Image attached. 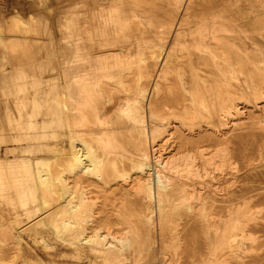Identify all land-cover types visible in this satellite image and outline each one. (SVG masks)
<instances>
[{"label": "rangeland", "instance_id": "rangeland-1", "mask_svg": "<svg viewBox=\"0 0 264 264\" xmlns=\"http://www.w3.org/2000/svg\"><path fill=\"white\" fill-rule=\"evenodd\" d=\"M145 1H135L139 11H143L141 9L144 6L154 10L159 8V12L162 11L160 15L170 20L162 27L166 34L158 33L153 19L145 22L127 18L121 22L117 12L112 11L116 17L113 19L112 12L108 10V0H0V264H264V99L260 96L257 99L252 98L250 93H236V87L229 85L231 98L223 104L220 88L226 89V86H223L220 80L222 75H214L210 66L203 61L205 59L202 60L199 56L195 38L189 37L188 41V37L180 33L186 23L179 25L171 22V15L168 14L172 4L168 3V0ZM18 17L23 18V22H19ZM162 45L166 46L168 54H172V60L168 68L165 67V73L160 74L158 82L152 87V77L148 75L165 55L161 49ZM190 61L194 63L195 69L190 67ZM210 62L211 59H208V65ZM229 76L230 80H234L232 73H229ZM165 77L170 80L167 79V82ZM200 77L210 79L207 82L197 80ZM225 77L227 76L223 75V78ZM105 92L112 96L118 93L119 103L116 101L114 106L120 111L126 109L124 117H115L117 110L114 108L107 118H99L97 107L105 103ZM145 92L151 94L155 105L161 100H167L172 106L177 104L175 100L182 94V100L185 99L190 105L194 103L195 108L192 107V110L186 112L183 108L184 100H181L177 104L180 107L178 111L167 110L165 118L157 122L159 120L150 119L142 109L146 106L149 95H145ZM120 97L126 100L130 98V102L123 105L118 100ZM143 114H146L145 119ZM153 120L167 128L178 125L179 130H185L182 135L193 138L192 142L199 144L200 149L191 150L195 144L190 143L187 146L190 150L176 152V143L180 140H174V146L166 149L161 156L163 163L156 160L153 169L151 164L147 165L148 161L141 157L136 145L131 142L132 136L139 135L136 128H142L145 124L147 126L148 123L150 136H158V125H152ZM224 136L228 137L227 144L224 142ZM79 139L84 140V143ZM221 140L224 143H221ZM81 142L90 156V169L86 171H80L81 165L71 166L69 162L71 153ZM90 142L92 143L89 144ZM211 147L212 150L208 151ZM96 150L98 152H95ZM187 151H193L195 154ZM230 151L234 156L232 159ZM39 160H50V163H38ZM64 160L68 162L64 163ZM153 172H157L160 178L153 177ZM77 175L81 181L75 186ZM208 188L213 191V201L207 203L208 207L206 206L202 214L195 215L194 206L201 202V197L199 199L195 195L196 191H207ZM102 189L106 190V193ZM116 191L118 194H115ZM155 191L157 194H154ZM177 192H181L180 195ZM99 195L103 198L98 197ZM202 199L206 203L208 196ZM73 205L82 207V214L72 216ZM135 207L139 208L138 211ZM230 207H235L236 210L233 212ZM65 209L68 212L62 214L61 211ZM224 217L232 221H226L227 230L231 232L233 229L229 228V223L243 225L249 221L247 225H250V230L234 229L238 230L240 236L243 233L246 237V241H239L238 247L237 244L224 246L223 239L218 237L220 235H215L227 231L221 227ZM100 221L109 222L112 225L111 230L95 231L93 226ZM246 234H250L249 239ZM92 236L94 241L83 240ZM240 236L234 237L238 240ZM233 239H228V243ZM77 245L81 246L85 253L84 261L80 263L75 255L66 257Z\"/></svg>", "mask_w": 264, "mask_h": 264}, {"label": "bare ground", "instance_id": "bare-ground-1", "mask_svg": "<svg viewBox=\"0 0 264 264\" xmlns=\"http://www.w3.org/2000/svg\"><path fill=\"white\" fill-rule=\"evenodd\" d=\"M23 1H25V0H23ZM27 1V0H26ZM30 1V0H29ZM135 1H138V0H108V7H109V9L108 10H110L111 12L113 11V12H117L116 13V15H117V17H119V20L122 22V21H125V19H137L138 21H143V20H145V22H146V20H149V21H151V19H153L154 21V23H155V26L157 27V31H158V33H163V34H166L167 32L165 31V30H163L162 29V27H164L167 23H169L170 22V20L169 19H167L166 17H164V16H161L160 14H161V12L162 11H160L159 12V8H158V10H154V9H149V8H145V6L143 7V9H141V10H143V11H139V9L137 8V2H135ZM140 1V0H139ZM145 1V0H144ZM143 2V1H142ZM141 2V3H142ZM146 2V1H145ZM144 2V3H145ZM150 2H151V0H150ZM154 2H156V1H154ZM162 2H164V1H162ZM139 3V2H138ZM144 3L142 4V5H144ZM149 3V2H148ZM147 3V4H148ZM168 3H170V4H172V7L170 8V13L168 14L170 17L169 18H171L172 19V21L171 22H175V23H173V24H179V25H182V23H183V25H184V23H186L185 24V26H184V29L180 32L181 34H183V35H186L187 37H188V41H189V37H193V39L195 38V40H196V42H197V48L199 49V56L202 58V60L203 59H205V60H203V61H206V65L207 66H210L209 68L211 69V72L214 74V75H218V74H221L222 76V79H220L221 80V82H222V85L223 86H226V89H221L220 88V90H222L221 91V93H222V98H221V101H222V103L223 104H225V102L228 100V98L230 99L231 97H229V95H230V90H229V88H228V86L229 85H232V87L233 86H235L236 87V93H239L240 92V94L241 93H243V94H246V93H250V94H252V98H258L259 96H260V98H263L264 99V0H168ZM174 3V4H173ZM152 4V3H151ZM155 4V3H154ZM103 5H105V4H103ZM162 5V4H161ZM140 6V5H139ZM149 6H152V5H149ZM142 7V6H141ZM140 7V8H141ZM104 8V7H103ZM152 8H154V7H152ZM166 8V7H165ZM99 9V8H98ZM101 9V8H100ZM99 9V10H100ZM160 9H162V8H160ZM118 11H120V12H118ZM113 12L111 13V16H112V18L113 19H115L116 17L113 15ZM168 13V12H167ZM119 14H120V16H119ZM155 14H158V16H155ZM17 18V17H16ZM18 19H19V22H23V18H21V17H18ZM115 21V20H114ZM118 22V21H117ZM129 22V21H128ZM170 25V24H169ZM181 27V26H180ZM175 29V28H174ZM172 30V29H171ZM173 32H175V31H173ZM169 33H171V32H169ZM146 34V33H145ZM176 34V33H175ZM136 35V34H135ZM174 35V34H173ZM179 35V34H178ZM112 39V38H111ZM191 39V38H190ZM186 42V41H185ZM191 42H192V40H191ZM190 42V43H191ZM179 43V42H178ZM122 44V43H121ZM124 45V44H123ZM196 45V44H195ZM121 46V45H120ZM192 46V45H191ZM181 47V46H180ZM188 47V46H187ZM186 47V48H187ZM193 47V46H192ZM130 48V47H129ZM196 48V47H195ZM121 49V48H120ZM161 49L164 51V56H162L161 57V60H160V62H158V63H156L154 66H153V71H152V73L151 72H148V73H151L150 75H148L149 77H152V82H151V86L153 87V86H155L156 85V83L158 82V80H159V76H160V74L161 73H163L164 71H165V67L167 66V68H168V65L170 64V62H171V57H170V55H172V54H168V52L169 51H167V48H166V46L165 45H162L161 46ZM181 49V48H180ZM184 50V49H183ZM193 50V49H192ZM195 51V50H194ZM198 51V50H197ZM115 52V51H114ZM196 52V51H195ZM162 54H163V52H162ZM188 54V53H187ZM193 54V53H192ZM191 54V55H192ZM194 54H196V53H194ZM103 55V54H102ZM176 55V54H175ZM190 55V54H189ZM197 55H198V53H197ZM197 55H196V58H197ZM177 56H179V55H177ZM182 58V57H181ZM192 58V57H191ZM190 58V59H191ZM199 58V57H198ZM79 59H80V57H79ZM143 59V58H142ZM180 59V58H179ZM183 59V58H182ZM208 59H211V62H210V64L208 65ZM145 60V59H144ZM199 60H201V59H199ZM198 60V61H199ZM148 61H149V59H148ZM187 61H189V59L187 60ZM115 62V61H114ZM173 62V61H172ZM195 62V61H194ZM180 63V62H179ZM178 63V64H179ZM184 63V62H183ZM197 63V62H196ZM188 64V63H187ZM92 65V64H91ZM181 65V64H180ZM192 66V69H195V68H193L194 67V63H192L191 61H190V67ZM196 66V65H195ZM89 67V66H88ZM179 67V66H178ZM68 68V67H67ZM151 68V67H150ZM189 68V67H188ZM202 68V67H201ZM171 69H172V67H171ZM197 69V68H196ZM199 69V68H198ZM75 70V69H74ZM130 70V69H129ZM150 70V69H149ZM168 70V69H167ZM178 70V69H177ZM181 70H182V68H181ZM190 70V69H189ZM66 71V70H65ZM70 71H71V69H70ZM141 71V70H140ZM187 71V70H186ZM202 71H204V70H202ZM180 72H182V71H180ZM195 71L193 70V73H194ZM64 73V72H63ZM111 73V72H110ZM165 73V72H164ZM179 73V72H178ZM189 73V72H188ZM229 73H232L233 74V76H234V80H230L231 78H230V76L228 77V74ZM61 74V73H60ZM72 74V73H71ZM82 74H84V73H82ZM117 74V73H116ZM167 74V73H166ZM165 74V75H166ZM169 74V73H168ZM175 74V73H174ZM183 74V73H182ZM201 74V73H200ZM75 75V74H74ZM134 75V74H133ZM139 75V74H138ZM141 75V74H140ZM143 75V74H142ZM141 75V76H142ZM144 75H145V73H144ZM163 75V74H162ZM180 75H181V73H180ZM192 75V74H191ZM223 75H226L227 77H225V78H223ZM73 76V75H72ZM85 76V75H84ZM147 76V77H148ZM185 76V75H184ZM206 76V75H205ZM211 76H213L212 74H211ZM78 77V76H77ZM82 77V76H81ZM118 77V76H117ZM136 77H138L137 75H136ZM164 77V76H163ZM181 77H182V75H181ZM191 77V76H190ZM60 78H61V75H60ZM84 78V77H83ZM88 78V77H87ZM110 78V77H109ZM112 78H114V77H112ZM144 78H145V76H144ZM166 78V77H165ZM185 78H186V76H185ZM193 78H195V77H193ZM73 79V78H72ZM76 79H78V78H76ZM85 79V78H84ZM138 79H140V78H138ZM151 79V78H150ZM167 79L168 78H166V81H167ZM177 79V78H176ZM186 79H188V78H186ZM205 78H201L200 77V79H197V80H201V81H208L210 78H208V79H205ZM61 80V79H60ZM65 80V79H64ZM168 80H170V79H168ZM180 80H182V79H180ZM192 80H194V79H192ZM212 80V79H211ZM74 81H75V79H74ZM78 81V80H77ZM76 81V82H77ZM85 81V80H84ZM83 81V82H84ZM124 81V80H123ZM174 80H172L171 82H173ZM191 81V80H190ZM195 81V80H194ZM193 81V82H194ZM216 81V80H215ZM71 82V81H70ZM73 82V81H72ZM79 82V81H78ZM82 82V81H81ZM86 82V81H85ZM129 82V81H128ZM160 82V81H159ZM168 82V81H167ZM177 82H179V81H177ZM184 82H186V81H184ZM192 82V83H193ZM196 82V81H195ZM216 82H218V81H216ZM61 83H62V81H61ZM161 83V82H160ZM164 83H165V81H164ZM174 83V82H173ZM187 83H188V81H187ZM186 83V84H187ZM201 83V82H200ZM78 84V83H77ZM88 84V83H87ZM86 84V85H87ZM144 84V83H143ZM146 84V83H145ZM163 84V83H162ZM212 84V83H211ZM94 85V84H93ZM149 85V84H148ZM168 85V84H167ZM173 85V84H172ZM171 85V86H172ZM177 85V84H176ZM188 85V84H187ZM186 85V86H187ZM196 85V84H195ZM201 85H202V83H201ZM81 86H82V84H81ZM80 86V87H81ZM142 86V85H141ZM150 86V85H149ZM161 86H163V85H161ZM169 86V85H168ZM173 86H175V85H173ZM178 86V85H177ZM180 86H183V85H180ZM180 86H179V88H180ZM202 86H204V85H202ZM215 86V85H214ZM222 86V87H223ZM83 87V86H82ZM140 87V86H139ZM157 87V86H156ZM207 87V86H206ZM230 87V86H229ZM248 87V88H247ZM72 88V87H71ZM88 88V87H87ZM118 88V87H117ZM136 88H137V86H136ZM148 88V87H147ZM155 88V87H154ZM209 88V87H208ZM215 88V87H214ZM68 89V88H67ZM172 89V88H171ZM187 89V88H186ZM216 89V88H215ZM83 90V89H82ZM91 90V89H90ZM156 90V89H155ZM163 90V89H162ZM179 90H181V89H179ZM192 90V89H191ZM220 90H218V91H220ZM246 90H248L249 92H247ZM85 91V90H84ZM112 90H110V92H111ZM130 91V90H129ZM141 91L142 90H140V94H141ZM147 91H149V89L147 90ZM154 91V90H153ZM79 92H80V90H79ZM117 92V91H116ZM163 92V91H162ZM181 92V91H180ZM191 92H194V91H191ZM84 93H86V92H84ZM88 93V92H87ZM133 93V92H132ZM146 93H149V92H145V95H146ZM164 93V92H163ZM173 93H176V92H173ZM190 93V92H189ZM196 93H198V92H196ZM217 93V92H216ZM233 93V92H232ZM104 94V100H105V103L104 104H101L100 106H98L97 107V109H98V115H99V118H102V119H104V118H107V116L109 115V113L111 112V111H113L114 110V108H115V104H116V101H117V94L118 93H115L116 95V97L113 95H110V94H108V93H103ZM113 94V93H112ZM120 94V93H119ZM144 94V93H143ZM160 94V93H159ZM172 94V93H171ZM170 94V95H171ZM211 94V93H210ZM87 95V94H86ZM145 95H144V98H146L145 97ZM148 95V94H147ZM64 96V95H63ZM62 96V97H63ZM80 96V95H79ZM82 96V95H81ZM80 96V97H81ZM181 96H182V94H181ZM181 96H178V98L175 100L176 101V103L177 104H179L180 102H181V100H182V97ZM197 96H198V94H197ZM213 96V95H212ZM240 96V95H239ZM127 97H129V96H127ZM152 96H151V94L149 93V95H148V99L146 100V106H144V108H142V109H144L145 110V112H146V114L150 117V119L152 118V119H155L156 121L157 120H159V121H157V122H160V121H162L163 120V118H165V116H166V111L167 110H170V112H176V111H178L179 110V105H175L174 104V106H172V104H168L167 102V100H161V101H159L158 102V104L157 105H155L153 102H152V98H151ZM154 97H155V95H154ZM161 97V96H160ZM170 97V96H169ZM175 97V96H174ZM188 97V96H187ZM192 97V96H191ZM64 98V97H63ZM68 98V97H67ZM135 98V97H134ZM163 97H161V99H162ZM176 98V97H175ZM70 99V98H69ZM72 99V98H71ZM74 99V98H73ZM86 99V98H85ZM159 99V98H158ZM164 99H165V97H164ZM233 99V98H232ZM237 99H238V97H237ZM256 99H255V101H256ZM118 100L119 101H121L122 102V104L123 105H125L127 102H130V98H128L127 100H129V101H127L126 100V98L125 99H123L122 97H120V98H118ZM168 100H170V99H168ZM173 100V99H172ZM184 100V102H183V104H184V110L187 112V111H189V110H192L193 108L192 107H194L195 108V105H193L194 103H192L191 101V105L190 104H188L187 102H185V99H183ZM182 100V101H183ZM192 100H194V99H192ZM76 101V100H75ZM84 101V100H83ZM83 101H82V103H83ZM136 101H137V99H136ZM142 101V100H141ZM154 101V100H153ZM196 101V100H195ZM213 101V100H212ZM85 103H86V101H84ZM118 102V101H117ZM155 102V101H154ZM236 102H238V101H236ZM235 102V103H236ZM244 102V101H243ZM258 102H260V101H258ZM119 103V102H118ZM133 103H135V102H133ZM155 103H157V102H155ZM197 103V102H196ZM195 103V104H196ZM204 103V102H203ZM239 103V102H238ZM34 104V103H33ZM74 104H75V102H74ZM78 104V103H77ZM129 104V103H128ZM141 104V103H140ZM199 104V103H198ZM209 104V103H208ZM213 104V103H212ZM264 104V103H263ZM68 105V104H67ZM66 105V106H67ZM71 105V104H70ZM193 105V106H192ZM214 105H215V103H214ZM240 104H238V106H239ZM246 105H247V103H246ZM245 105V106H246ZM250 105V104H249ZM121 106V105H120ZM129 106H131L130 104H129ZM138 106V105H137ZM142 106V105H141ZM201 106V105H200ZM259 106V105H258ZM33 107H34V105H33ZM65 107V106H64ZM122 107V106H121ZM212 107H213V105H212ZM255 107H257V104H256V106ZM66 108V107H65ZM120 108V107H119ZM239 108V107H238ZM67 109V108H66ZM72 109V108H71ZM116 109V108H115ZM121 109V108H120ZM117 110V109H116ZM115 110V111H116ZM125 108H124V110L123 111H120V110H117L116 111V116L115 117H124V115H126V112H125ZM195 110V109H194ZM229 110V109H228ZM241 110V109H240ZM243 110V109H242ZM247 110H249V109H247ZM252 110V109H251ZM68 111V110H67ZM79 111V110H78ZM115 111H114V113H115ZM233 111V110H232ZM244 111V110H243ZM246 111V110H245ZM69 112V111H68ZM84 112V111H83ZM185 112V113H186ZM234 112V111H233ZM260 112V111H259ZM261 112H262V110H261ZM72 113V112H71ZM189 113H191V112H189ZM198 113V112H197ZM232 113V112H231ZM104 114V115H103ZM146 114H143V118H144V116L146 115ZM173 114V113H172ZM192 114V113H191ZM199 114V113H198ZM203 114V113H202ZM225 114H226V112H225ZM251 114V113H250ZM249 114V115H250ZM113 115H115V114H113ZM127 115H128V112H127ZM133 115V114H132ZM169 115V114H168ZM185 115V114H184ZM186 115H188V114H186ZM204 115V114H203ZM248 115V116H249ZM252 115V114H251ZM255 115V114H254ZM77 116V115H76ZM85 116V115H84ZM171 116V115H170ZM178 116V115H177ZM181 116V115H180ZM199 116V115H198ZM111 116H109V118H110ZM211 117V116H210ZM222 117V116H221ZM228 118H229V116H227ZM236 117V116H235ZM249 117H251V116H249ZM98 118V119H99ZM181 118H182V116H181ZM254 118V117H253ZM260 118H262V117H260ZM264 118V117H263ZM262 118V119H263ZM112 119V118H111ZM140 119H142V117L141 118H139V121H140ZM145 119V118H144ZM179 119V118H178ZM210 119V118H209ZM222 119V118H221ZM244 119V118H243ZM246 119H248V118H246ZM42 120V119H41ZM73 120V119H72ZM118 120V119H117ZM165 120H167V118L165 119ZM190 120V119H189ZM224 120V119H223ZM239 120V119H238ZM249 120V119H248ZM250 120H252V119H250ZM119 121V120H118ZM144 121V120H143ZM209 121V120H208ZM244 121H246V120H244ZM120 122V121H119ZM132 122V121H131ZM138 122V121H137ZM170 121H168V123H169ZM226 122V121H225ZM29 123V122H28ZM106 123V122H105ZM111 123H113V122H111ZM116 123V122H115ZM133 123V122H132ZM140 123V122H139ZM152 123V122H151ZM180 123V122H179ZM192 123V122H191ZM241 123H242V121H241ZM252 123V122H251ZM250 123V124H251ZM256 123H258V122H256ZM261 123V122H260ZM263 123V122H262ZM108 124V123H107ZM134 124H136V123H134ZM142 124H143V122H142ZM157 123H155V121L153 120V124L152 125H156ZM175 124V123H174ZM129 125V124H128ZM133 125V124H132ZM148 125H149V123H148ZM147 125V126H148ZM158 125V124H157ZM210 125V124H209ZM212 125V124H211ZM244 125H246V124H244ZM243 125V126H244ZM260 125V124H259ZM74 126V125H73ZM126 126V125H125ZM146 126V124L144 125V127H142V128H139L138 126V129L136 128V130L137 131H139V135L138 136H132V139L134 140H132L131 142H133L135 145H136V147H137V151H139L140 153H141V157H143L145 160H147L148 161V164L147 165H149L150 166V164H151V166H152V168L154 169V165L153 164H155L156 163V160H158L160 163H163V159H162V154L165 152V150L166 149H170L171 148V146L173 145L174 146V144L176 143L174 140H176V141H178V139L180 140L179 141V143H176V152H180V151H178V150H184V149H187V150H198V149H200V145L198 144V145H196L194 142H192V140H193V138L191 139V137H189V136H187V135H185V136H183L182 134H183V132H185V130H179V128H178V125L177 126H172V127H170V128H167V126H164L163 124H160V125H158V127L156 128V129H158V136H150V131L151 130H149V126L147 127ZM236 126V125H235ZM247 126V125H246ZM253 126V125H252ZM112 127V126H111ZM118 127H120L119 125H118ZM124 127V126H123ZM123 127H122V129H123ZM136 127V126H135ZM216 127V126H215ZM223 127V126H222ZM221 127V128H222ZM250 127V126H249ZM65 128V127H64ZM114 127H112V129H113ZM117 128V127H116ZM121 128V127H120ZM128 128V127H127ZM235 128V127H234ZM167 129V130H166ZM194 129H195V127H194ZM204 129V128H203ZM218 129V128H217ZM258 129V128H257ZM108 130V129H107ZM106 130V131H107ZM219 130H221V129H219ZM233 130V129H232ZM244 130V129H243ZM255 130V129H254ZM121 132H122V130H120ZM133 131V130H132ZM203 131V130H202ZM242 131V130H241ZM113 132V131H112ZM210 132V131H209ZM212 132V131H211ZM228 132V131H227ZM126 133H127V131H126ZM147 133H148V135H147ZM155 133V132H154ZM218 133V132H217ZM73 134V133H72ZM76 134V133H75ZM89 134V133H88ZM107 134V133H106ZM120 134V133H119ZM123 134V133H122ZM153 134V133H152ZM189 134V133H188ZM191 134H192V132H191ZM213 134V133H212ZM243 134V133H242ZM116 135V134H115ZM124 135V134H123ZM122 135V136H123ZM155 135V134H154ZM197 135V134H196ZM205 135V134H204ZM203 135V136H204ZM217 135V134H216ZM238 135V134H237ZM241 135V134H240ZM240 135H239V137H240ZM253 135V134H252ZM92 136V135H91ZM90 136V137H91ZM120 136V135H119ZM199 136V135H198ZM208 136H209V134H208ZM94 137V136H93ZM202 137V136H201ZM217 137V136H216ZM238 137V136H237ZM245 137V136H244ZM248 137V136H247ZM80 138V137H79ZM99 138V137H98ZM206 138V137H205ZM204 138V139H205ZM242 138V137H241ZM93 139V138H92ZM130 139V138H129ZM212 139V138H211ZM218 139V138H217ZM223 139L225 140L224 142H225V144H227L229 141H228V137L227 136H224L223 137ZM79 140H82V139H79ZM196 140V139H195ZM200 140V139H199ZM208 141H209V139H207ZM83 141V143H84V140H82ZM97 141H98V139H97ZM129 142H130V140H128ZM213 141V140H212ZM215 141H218V140H215ZM232 141H233V139H232ZM237 141V140H236ZM240 141V140H239ZM245 141H247L246 139H245ZM244 141V142H245ZM63 142V141H62ZM65 142V141H64ZM86 142V141H85ZM93 142V141H92ZM92 142H90L89 144H91ZM121 142V141H120ZM123 142V141H122ZM200 142V141H199ZM204 142H206V141H204ZM210 142V141H209ZM223 141L221 140V143H222ZM223 142V143H224ZM243 142V141H242ZM124 143V142H123ZM195 144V146H192L190 149H189V147H187L188 146V144ZM202 143V142H201ZM211 143V142H210ZM219 143H220V141H219ZM240 143H241V141H240ZM247 143V142H246ZM48 144V143H47ZM94 144V143H93ZM125 144V143H124ZM132 144V143H131ZM193 144V145H194ZM216 144V143H215ZM214 144V145H215ZM230 144V143H229ZM248 144V143H247ZM61 145V144H60ZM73 145V144H72ZM95 145V144H94ZM101 145V144H100ZM212 145V144H211ZM71 146V145H70ZM92 146V145H91ZM172 146V147H173ZM207 146V145H206ZM213 146V145H212ZM222 146V145H221ZM72 147V146H71ZM88 147H89V145H88ZM102 147V146H101ZM123 147V146H122ZM126 147V146H125ZM208 147V146H207ZM215 147V146H214ZM228 147V146H227ZM233 147H234V145H233ZM249 147V146H248ZM251 147V146H250ZM91 148V147H90ZM94 148V147H93ZM127 148V147H126ZM135 148V147H134ZM209 148V147H208ZM218 148V147H217ZM230 148V147H229ZM245 148V147H244ZM87 149V148H86ZM133 149V148H132ZM204 149V148H203ZM234 149V148H233ZM71 150V149H70ZM95 150V149H94ZM210 150H212V147L210 148V149H208V151H210ZM219 150V149H218ZM223 150V149H222ZM221 150V151H222ZM225 150V149H224ZM223 150V151H224ZM228 150V149H227ZM231 150V149H230ZM258 150V149H257ZM87 151H89V150H87ZM93 151V150H92ZM100 151V150H99ZM200 151H202V150H200ZM214 151V150H213ZM242 151V150H241ZM240 151V152H241ZM249 151V150H248ZM259 151V150H258ZM95 152H98L97 150L95 151ZM101 152V151H100ZM99 152V153H100ZM136 152V151H135ZM188 153H190L189 151H187ZM215 152V151H214ZM228 152V151H227ZM231 152V151H230ZM243 153H244V151H242ZM69 153V152H68ZM71 153V152H70ZM90 153V152H89ZM94 153V152H93ZM92 153V154H93ZM140 153H138V154H140ZM172 153V152H171ZM191 153H194L195 154V152H191ZM202 153V152H201ZM222 153V152H221ZM225 153V152H224ZM254 153V152H253ZM72 155V157H69L71 160L69 161L70 162V165L71 166H76V167H78V166H80L81 165V167H82V170H80V171H83V170H88V169H90V165L91 164H89L90 162H89V160H88V157H90L89 155H88V153L85 151V147H84V145L82 144V142L81 143H78L77 145H76V149L73 151V153H71ZM98 154V153H97ZM104 154V153H103ZM120 154H121V152H120ZM178 154V153H177ZM214 154V153H213ZM216 154V153H215ZM218 154H220L219 152H218ZM233 153L231 152V159L234 157L233 155H232ZM249 155H250V153H248ZM252 154V153H251ZM262 154V153H261ZM124 155H126V154H124ZM128 155H130V154H128ZM182 155V154H181ZM185 155V154H184ZM225 155V154H224ZM241 155H242V153H241ZM253 155V154H252ZM56 156V155H55ZM67 156V155H66ZM100 156V155H99ZM114 156V155H113ZM174 156V155H173ZM198 156H199V154H198ZM260 156V155H259ZM60 157V156H59ZM95 157V156H94ZM106 157V156H105ZM104 157V158H105ZM120 157V156H119ZM121 157H123V156H121ZM128 157V156H127ZM135 157V156H134ZM160 157V158H159ZM166 157V156H165ZM176 157V156H175ZM194 157V156H193ZM204 157H205V155H204ZM209 157V156H208ZM210 157H212L211 155H210ZM236 157V156H235ZM241 157V156H240ZM248 157V156H247ZM250 157H251V155H250ZM255 157V156H254ZM57 158V157H56ZM99 158V157H98ZM116 158V157H115ZM174 158V157H173ZM201 158V157H200ZM206 158V157H205ZM214 158V157H213ZM256 158H258V157H256ZM262 158V157H261ZM46 159V158H45ZM48 159V158H47ZM55 159V158H54ZM53 159V160H54ZM93 159V158H92ZM116 159H118V158H116ZM170 159V158H169ZM196 159V158H195ZM204 159V158H203ZM210 159V158H209ZM230 159V160H231ZM239 159V158H238ZM240 159H243V158H240ZM245 159H246V157H245ZM251 159V158H250ZM60 160V159H59ZM68 160V159H67ZM94 160V159H93ZM93 160H91L92 162H93ZM131 160V159H130ZM134 160V159H133ZM263 160V159H262ZM37 161V160H36ZM35 161V162H36ZM98 161H99V159H98ZM104 161V160H103ZM113 161V160H112ZM111 161V162H112ZM123 161V160H122ZM132 161V160H131ZM137 161V160H136ZM211 161V160H210ZM218 161V160H217ZM216 161V162H217ZM232 161V160H231ZM236 161V160H235ZM252 161V160H251ZM43 163V164H48V163H50V160H47V161H40L39 160V162L38 163ZM65 162H68V161H65L64 160V163ZM109 162V161H108ZM114 162V161H113ZM112 162V163H113ZM119 162H120V160H119ZM135 162V161H134ZM177 162V161H176ZM202 162V161H201ZM96 163V162H95ZM102 162H100V164H101ZM132 163H133V161H132ZM136 163V162H135ZM164 163H166V162H164ZM188 163V162H187ZM203 163V162H202ZM137 164V163H136ZM200 164V163H199ZM208 164V163H207ZM218 164V163H217ZM36 165V164H35ZM55 165V164H54ZM68 165H69V163H68ZM160 165H163V164H160ZM197 165V164H196ZM99 166V165H98ZM142 166V165H141ZM140 166V167H141ZM146 166V165H145ZM148 166V167H149ZM165 166V165H164ZM169 166V165H168ZM207 166V165H206ZM217 166V165H216ZM68 167V166H67ZM36 168V167H35ZM39 168V167H38ZM42 168V167H41ZM135 168V167H134ZM145 168V167H144ZM179 168V167H178ZM203 168V167H202ZM92 169H93V167H92ZM142 169V168H141ZM36 170V169H35ZM197 170V169H196ZM202 170V169H201ZM205 170V169H204ZM204 170H203V172H204ZM42 171V170H41ZM51 171V170H50ZM50 171H49V173H50ZM72 171V170H71ZM75 171H77V170H75ZM90 171V170H89ZM92 171V170H91ZM154 171V170H153ZM43 172V171H42ZM131 172H132V170H131ZM145 172V171H144ZM174 172V171H173ZM197 172V171H196ZM202 172V171H201ZM202 172V173H203ZM52 173V172H51ZM90 173V172H89ZM128 173V172H127ZM155 175L153 176V177H155L156 179L157 178H160V175L157 173V172H153ZM200 173V172H199ZM62 174V173H61ZM66 174V173H65ZM79 174V173H78ZM85 174V173H84ZM100 174V173H99ZM178 174V173H177ZM49 175V174H48ZM102 175V174H101ZM100 175V176H101ZM122 175H124V174H122ZM183 175V174H182ZM43 176V175H42ZM45 176V175H44ZM63 177H64V175H62ZM82 176H84L83 174H82ZM141 176V175H140ZM191 176V175H190ZM196 176V175H195ZM40 177V176H39ZM127 177V176H126ZM43 178V177H42ZM47 178V177H46ZM46 178H44V179H46ZM49 178V177H48ZM59 178H60V176H59ZM75 178V177H74ZM82 178V177H81ZM100 178V177H99ZM113 178V177H112ZM129 178V177H128ZM140 178V177H139ZM138 178V179H139ZM143 178V177H142ZM187 178V177H186ZM67 179H68V177H67ZM115 179V178H114ZM132 179V178H131ZM147 179V178H146ZM177 179V178H176ZM127 180V179H126ZM129 180V179H128ZM168 180V179H167ZM47 181V180H46ZM49 181H50V179H49ZM80 182L81 180H80V176L79 175H77V177H76V179H75V183H77V182ZM95 181V180H94ZM146 181V180H145ZM177 181V180H176ZM98 182V181H97ZM109 182V181H108ZM127 182V181H126ZM142 182V181H141ZM45 183V182H44ZM75 183H73V185L75 184ZM95 183V182H94ZM84 184V183H83ZM92 184V183H91ZM95 184H98V183H95ZM132 184V183H131ZM152 184V183H151ZM165 184V183H164ZM76 185H79L78 183L77 184H75V186ZM80 185H82V184H80ZM85 185V184H84ZM94 185V184H93ZM117 185V184H116ZM134 185V184H133ZM137 185H139V184H137ZM136 185V186H137ZM175 185H177V183L176 184H174V186ZM190 185V184H189ZM67 186V185H66ZM98 186H99V184H98ZM132 186V185H131ZM153 186V185H152ZM159 186V185H158ZM163 187H165V185H162ZM172 186V185H171ZM88 187H89V185H88ZM94 187V186H93ZM103 187V186H102ZM101 187V188H102ZM124 187V186H123ZM148 187H149V185H148ZM154 187H155V185H154ZM187 187V186H186ZM193 187V186H192ZM208 187H212V186H210V185H208ZM100 188V187H99ZM100 188V189H101ZM104 188V187H103ZM118 188V187H117ZM132 188V187H131ZM160 188V187H159ZM189 188V187H188ZM187 188V189H188ZM72 189V188H71ZM89 189V188H88ZM125 189H127V188H125ZM129 189V188H128ZM136 189V188H135ZM139 189V188H138ZM167 189V188H166ZM176 189V188H175ZM183 189V188H182ZM184 189H185V187H184ZM76 190V189H75ZM103 190V189H102ZM114 190V189H113ZM123 191H124V189H122ZM179 190V189H178ZM104 191V190H103ZM106 191V190H105ZM104 191V192H105ZM108 191V190H107ZM122 191V192H123ZM127 191V190H126ZM130 191H132V190H130ZM150 191V190H149ZM160 191V190H159ZM158 191V192H159ZM184 190H182V192H183ZM190 191V190H189ZM88 192V191H87ZM93 192V191H92ZM109 192V191H108ZM125 192V191H124ZM172 192V191H171ZM80 193V192H79ZM97 193V192H96ZM106 193V192H105ZM120 193H121V191H120ZM119 193V194H120ZM131 193H133V192H131ZM135 193V192H134ZM138 193V192H137ZM145 193V192H144ZM147 193V192H146ZM178 193V192H177ZM181 193V192H180ZM180 193H178L179 195H180ZM184 193V192H183ZM182 193V194H183ZM190 193V192H189ZM213 191H212V189H210V188H208L207 189V191L206 190H204V191H196V196H198L199 197V199H200V197H201V202H200V204H198V205H196V206H194V209H193V211H194V213H195V215H200V214H202V212L204 211V209L206 208V206L208 207V205H207V203L208 202H210V201H213ZM224 193V192H223ZM233 193V192H232ZM73 194V193H72ZM92 194V193H91ZM99 194V193H98ZM102 194V193H101ZM100 194V195H101ZM115 194H118L117 193V191H116V193ZM122 194V193H121ZM125 194H127V193H125ZM154 194H157V192L155 191L154 192ZM191 194V193H190ZM71 195V194H70ZM95 195V194H94ZM100 195L98 196V197H100ZM106 195V194H105ZM128 195H129V193H128ZM141 195V194H140ZM139 195V196H140ZM143 195V194H142ZM145 195V194H144ZM162 195H163V193H162ZM168 195V194H167ZM169 195H170V193H169ZM168 195V196H169ZM174 195V194H173ZM193 195H194V193H193ZM208 196V201L206 202V203H204L205 202V200H203L202 199V197L204 198V196ZM221 195V194H220ZM116 196V195H115ZM122 196V195H121ZM131 196V195H130ZM129 196V197H130ZM160 196V195H159ZM178 196V195H177ZM84 197V196H83ZM120 197V196H119ZM128 197V196H127ZM142 197V196H141ZM145 197V196H144ZM174 197V196H173ZM101 198V197H100ZM102 198H103V196H102ZM101 198V199H102ZM110 198V197H109ZM112 198V197H111ZM110 198V199H111ZM169 198V197H168ZM183 198V197H182ZM230 198V197H229ZM252 198H254V197H252ZM70 199V198H69ZM95 199V198H94ZM146 199H148L147 198V196H146ZM156 199V198H155ZM181 199V198H180ZM189 199V198H188ZM193 199H195L194 197H193ZM224 199V198H223ZM149 200V199H148ZM147 200V201H148ZM151 200V199H150ZM158 200V199H157ZM163 200V199H162ZM169 200H170V198H169ZM174 200H175V198H174ZM173 200V201H174ZM196 200V199H195ZM251 200V199H250ZM51 201V200H50ZM67 201V200H66ZM94 201V200H93ZM115 201V200H114ZM120 201H122L121 199H120ZM144 201V200H143ZM153 201V200H152ZM171 201V200H170ZM180 201V200H179ZM48 203H49V201H47ZM52 202V201H51ZM64 202V201H63ZM82 202V201H81ZM102 202H103V200H102ZM109 202V201H108ZM123 202V201H122ZM129 202V201H128ZM178 202V201H177ZM176 202V203H177ZM43 203V202H42ZM75 203V202H74ZM103 203H105V198H104V202ZM114 203V202H113ZM135 203V202H134ZM133 203V204H134ZM140 203V202H139ZM145 203H147V204H150V203H148V202H145ZM159 203V202H158ZM166 203H167V201H166ZM173 203V202H172ZM175 203V202H174ZM175 203V204H176ZM180 204H181V201L179 202ZM183 203H184V201H183ZM193 203V202H192ZM217 203H219V202H217ZM226 203V202H225ZM256 203V202H255ZM63 204V203H62ZM99 204V203H98ZM112 204V203H111ZM121 204V203H120ZM123 204H124V202H123ZM130 204H131V202H130ZM162 204V203H161ZM194 204V203H193ZM241 204V203H240ZM77 205V204H76ZM114 205V204H113ZM135 205V204H134ZM134 205H132L133 207H134ZM168 205V204H167ZM192 205V204H191ZM109 206H111V205H109ZM152 206V205H151ZM166 206V205H165ZM44 207V206H43ZM49 207H52V206H49ZM57 207H59V206H57ZM71 207V206H70ZM118 207V206H117ZM130 207V206H129ZM143 207V206H142ZM160 207V206H159ZM175 207V206H174ZM177 207H180V206H178L177 205ZM192 207V206H191ZM228 207V206H227ZM241 207H243V206H241ZM253 207V206H252ZM62 208V207H61ZM64 208V207H63ZM84 208V207H83ZM104 208V207H103ZM116 208V207H115ZM127 208V207H126ZM125 208V209H126ZM136 208V207H135ZM146 208V207H145ZM155 208V207H154ZM213 208V207H212ZM67 209V208H66ZM62 210L61 211V213L62 214H66V212H68L67 210ZM68 209H69V207H68ZM93 209V208H92ZM117 209V208H116ZM123 209H124V207H123ZM128 209V208H127ZM137 209V208H136ZM139 209V208H138ZM138 209H137V211H138ZM147 209V208H146ZM169 209V208H168ZM174 209H177V208H174ZM227 209V208H226ZM230 209L231 210H233V212H234V210H236L235 209V207H230ZM248 209V208H247ZM105 210V209H104ZM143 210V209H142ZM141 210V211H142ZM237 210H239V209H237ZM103 211V210H102ZM105 211H107V210H105ZM113 211H115V210H113ZM141 211H140V213H141ZM144 211V210H143ZM167 211V210H166ZM192 211V210H191ZM248 211V210H247ZM53 212V211H52ZM55 212H57V211H55ZM82 207H80V206H74L73 205V207H72V216L74 215V216H79L80 214H82ZM127 212V211H126ZM130 212V211H129ZM135 213H136V210L134 211ZM213 212V211H212ZM231 212V211H230ZM58 213V212H57ZM99 213V212H98ZM110 213V212H109ZM168 213V212H167ZM205 213V212H204ZM211 213V212H210ZM134 214V213H133ZM161 214V213H160ZM190 214V213H189ZM231 214H232V212H231ZM56 215V214H55ZM98 215V214H97ZM140 215V214H139ZM260 215V214H259ZM100 216V215H99ZM106 216V215H105ZM124 216V215H123ZM127 216V215H126ZM132 216V215H131ZM130 216V217H131ZM173 216V215H172ZM212 216V215H211ZM216 216V215H215ZM215 216H213V217H215ZM256 216H258V215H256ZM107 217V216H106ZM113 217V216H112ZM212 217V218H213ZM92 218H93V215H92ZM123 218V217H122ZM138 218V217H137ZM146 218H147V216H146ZM196 218V217H195ZM243 218V217H242ZM245 218V217H244ZM256 218V217H255ZM80 219V218H79ZM211 219V218H210ZM215 219V218H214ZM241 219V218H240ZM261 219V218H260ZM76 220V219H75ZM86 220H88V219H86ZM100 220V219H99ZM144 220V219H143ZM142 220V221H143ZM209 220V219H208ZM231 219H229V218H227V217H224V222L222 223V225H221V227L222 228H224L225 230H227L228 229V224H227V222H229ZM251 220V219H250ZM16 221V220H15ZM68 221V220H67ZM120 221H122V220H120ZM126 221V220H125ZM128 221V220H127ZM147 221V220H146ZM151 221V220H150ZM214 222H215V220H213ZM227 221V222H226ZM246 221V220H245ZM258 221V220H257ZM72 222V221H71ZM93 222V221H92ZM131 222V221H130ZM212 222V221H211ZM214 222H213V225H214ZM230 222H232V221H230ZM243 222V221H242ZM249 222V221H248ZM248 222L246 223V224H243V225H236V224H234V223H229L230 225H229V228H231V229H233V231L231 232V231H229V230H227V231H225V232H220V233H216L215 235H220V236H218V237H221L222 239H223V245L224 246H227L228 244H229V246H234V245H236L237 244V247L240 245V243H239V241H242V240H245V234H243L242 233V236H240V234L239 233H237L238 232V228H242V229H251L250 228V225H247L248 224ZM54 223H55V221H54ZM68 223V222H67ZM94 223V222H93ZM96 223V222H95ZM113 223V222H112ZM123 223H125V222H123ZM133 223V222H132ZM139 223V222H138ZM141 223V222H140ZM139 223V224H140ZM143 223H144V221H143ZM142 223V224H143ZM147 223H149V221L147 222ZM153 223H154V221H153ZM158 223V222H157ZM205 223V222H204ZM209 223V222H208ZM216 223V222H215ZM220 223V222H219ZM239 223V222H238ZM16 224V223H15ZM20 224V223H19ZM79 224V223H78ZM126 224V223H125ZM128 224V223H127ZM135 224V223H134ZM141 224V225H142ZM152 224V223H151ZM155 224V223H154ZM163 224V223H162ZM166 224H168L169 225V223H166ZM242 224V223H241ZM131 225V224H130ZM159 225V224H158ZM164 225V224H163ZM205 225V224H204ZM12 226V225H11ZM16 226H17V224H16ZM116 226H117V224H116ZM120 226V225H119ZM174 226V225H173ZM212 226V225H211ZM237 226V227H236ZM261 226V225H260ZM263 226V225H262ZM10 227V226H9ZM81 227V226H80ZM90 227V226H89ZM92 227V226H91ZM127 227H129V226H127ZM134 227V226H133ZM143 227H145V226H143ZM149 227V226H148ZM151 227V226H150ZM207 227V226H206ZM205 227V228H206ZM249 227V228H248ZM13 228V227H12ZM17 228V227H16ZM111 228H112V225L109 223V222H107V221H100V222H98V224H94V226H93V229H95V231H99V232H101V231H104V230H111ZM134 228H136V227H134ZM141 228V227H140ZM152 228V227H151ZM213 228V227H212ZM238 229L237 231H235L234 229ZM254 228V227H253ZM21 229V228H20ZM117 229V228H116ZM121 229V228H120ZM6 230V229H5ZM126 230V229H125ZM131 229H129V231H130ZM135 230V229H134ZM152 230V229H151ZM214 230V229H213ZM221 230V229H220ZM128 231V232H129ZM131 231H133V230H131ZM150 231V230H149ZM218 231V230H217ZM246 231V230H245ZM4 232V231H3ZM8 231H6V233H7ZM13 232V231H12ZM135 232V231H134ZM209 232H211V231H209ZM219 232V231H218ZM14 233V232H13ZM114 233V232H113ZM130 233V232H129ZM159 233V232H158ZM241 233V232H240ZM245 233V232H244ZM9 234V233H8ZM7 234V235H8ZM79 234H81V233H79ZM83 234V233H82ZM81 234V235H82ZM133 234V233H132ZM80 235V236H81ZM85 235V234H84ZM101 235V234H100ZM222 235V236H221ZM240 236L239 238H238V240H237V238L236 237H234V236ZM250 234H246V236L248 237V239H249V236ZM12 236V235H11ZM14 236V235H13ZM78 236V235H77ZM90 236V235H89ZM123 236V235H122ZM214 236V235H213ZM253 236V235H252ZM1 238V237H0ZM79 238V237H78ZM94 237L92 236V237H90V238H84L83 240L85 241V242H89V241H94V239H93ZM98 238V237H97ZM124 238V237H123ZM230 238H234L232 241H230L229 243H228V239H230ZM101 239V238H100ZM214 239H215V236H214ZM221 239V240H222ZM4 240V239H3ZM7 240V239H6ZM13 240H15V239H13ZM16 240H17V238H16ZM120 240V239H119ZM118 240V241H119ZM209 240H210V238H209ZM236 240L238 241V243L236 242ZM8 241V240H7ZM21 241V240H20ZM83 241V242H84ZM121 241V240H120ZM123 241V240H122ZM246 241V240H245ZM2 242V241H1ZM17 242V241H16ZM82 242V241H81ZM214 242H215V240H214ZM218 242V241H217ZM244 242V241H243ZM10 243V242H9ZM18 243V242H17ZM245 243V242H244ZM249 243V242H248ZM254 243V242H253ZM7 244H8V242H7ZM13 244V243H12ZM14 244H15V242H14ZM114 244V243H113ZM246 244V243H245ZM16 245V244H15ZM19 245V244H18ZM73 245V244H72ZM212 245H213V243H212ZM242 245V244H241ZM244 245V244H243ZM222 246V245H221ZM245 246V245H244ZM252 246V245H251ZM254 246V245H253ZM2 247V246H1ZM74 247V246H73ZM206 247H208V246H206ZM218 248V247H217ZM240 249L242 248V247H239ZM244 248V247H243ZM5 249V248H4ZM3 249V250H4ZM22 249V248H21ZM230 249V248H229ZM233 249V248H232ZM246 249V248H245ZM2 250V251H3ZM9 250V249H8ZM231 250V249H230ZM229 250V251H230ZM242 250H244V249H242ZM209 251V250H208ZM224 251V250H223ZM222 251V252H223ZM225 251H226V249H225ZM233 251H234V249H233ZM232 251V252H233ZM245 251V250H244ZM235 253V252H234ZM233 253V254H234ZM237 253V252H236ZM235 253V254H236ZM222 254V253H221ZM221 254H219V258H220V255ZM230 254H232L231 252H230ZM240 254V253H239ZM54 255V254H53ZM71 255H75V257L78 259V262L80 263V262H82V261H84V258H85V253H84V250H83V248L81 247V246H79V245H77V246H75L72 250H71V252L69 253V254H67L66 255V257H68V256H71ZM212 255V254H211ZM242 255H245V254H243L242 253ZM246 255H249L248 253H246ZM245 255V256H246ZM7 256V255H6ZM223 256V255H222ZM72 257V256H71ZM87 257V256H86ZM133 257V256H132ZM8 258V257H7ZM204 258V257H203ZM222 258V257H221ZM13 259V258H12ZM11 259V260H12ZM31 259V258H30ZM37 259H38V257H37ZM42 259V258H41ZM69 259V258H68ZM208 259V258H207ZM211 259V258H210ZM213 259V258H212ZM9 260H10V258H9ZM4 261V260H3ZM6 261V260H5ZM4 261V262H5ZM30 262V261H29ZM45 262H47V261H45ZM134 262V261H133ZM32 263V262H31ZM30 263V264H31ZM34 263V262H33ZM38 263V262H37ZM43 263V262H42ZM41 264V263H40ZM46 264V263H45ZM49 264H52V263H49ZM210 264V263H209Z\"/></svg>", "mask_w": 264, "mask_h": 264}]
</instances>
